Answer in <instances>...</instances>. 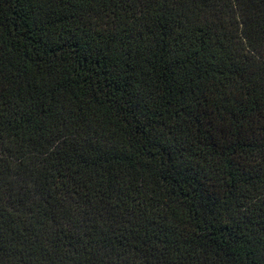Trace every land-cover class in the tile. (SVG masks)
I'll return each mask as SVG.
<instances>
[{
	"label": "trees",
	"instance_id": "trees-1",
	"mask_svg": "<svg viewBox=\"0 0 264 264\" xmlns=\"http://www.w3.org/2000/svg\"><path fill=\"white\" fill-rule=\"evenodd\" d=\"M0 264H264V0H0Z\"/></svg>",
	"mask_w": 264,
	"mask_h": 264
}]
</instances>
